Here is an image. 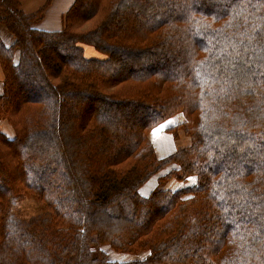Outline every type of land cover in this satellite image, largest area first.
Instances as JSON below:
<instances>
[{"label":"trees","instance_id":"16d2710c","mask_svg":"<svg viewBox=\"0 0 264 264\" xmlns=\"http://www.w3.org/2000/svg\"><path fill=\"white\" fill-rule=\"evenodd\" d=\"M22 2L0 0V264H264V0H74L60 31ZM179 114L190 143L158 157Z\"/></svg>","mask_w":264,"mask_h":264},{"label":"rangeland","instance_id":"374dc122","mask_svg":"<svg viewBox=\"0 0 264 264\" xmlns=\"http://www.w3.org/2000/svg\"><path fill=\"white\" fill-rule=\"evenodd\" d=\"M90 50V49H89ZM87 51V56L93 57L96 59L100 58L99 53L94 51ZM182 115H176L173 118L167 120L165 123L161 124L151 132L152 141L155 144L158 157H165L173 153L176 149L180 147H185L190 143V139L180 130L178 132V138L173 136V133L169 132V128L175 127L183 121ZM171 168H175L174 166ZM168 170L161 173L165 175ZM192 179H189L186 183H181L177 179L172 178L166 181L163 185H159L162 189L175 191L190 185ZM158 187V176L151 179L141 190L140 193L142 196L149 194L151 191L155 190ZM44 211V206L41 205L34 196L27 195L25 196L14 208V213L21 220H29L33 216H37ZM104 250H108V247H104ZM109 252V251H108ZM111 260L116 261H127L130 259L129 255H123L116 252H111ZM143 258L144 256L141 255ZM140 257V258H141Z\"/></svg>","mask_w":264,"mask_h":264},{"label":"crops","instance_id":"0c3cea01","mask_svg":"<svg viewBox=\"0 0 264 264\" xmlns=\"http://www.w3.org/2000/svg\"><path fill=\"white\" fill-rule=\"evenodd\" d=\"M73 2L74 0H23L22 9L25 13L29 14L38 11L48 3L44 18L36 27L44 31H60L63 27L64 15L70 9ZM0 37L7 45H11L13 38L2 25H0ZM3 79V70L0 65V95L2 93ZM0 131L9 137L14 136L12 127L7 121L1 119Z\"/></svg>","mask_w":264,"mask_h":264}]
</instances>
